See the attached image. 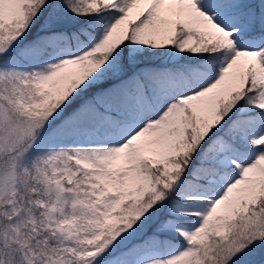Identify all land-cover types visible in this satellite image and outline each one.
<instances>
[{
  "label": "snow or ice",
  "instance_id": "1",
  "mask_svg": "<svg viewBox=\"0 0 264 264\" xmlns=\"http://www.w3.org/2000/svg\"><path fill=\"white\" fill-rule=\"evenodd\" d=\"M0 264H264V0H0Z\"/></svg>",
  "mask_w": 264,
  "mask_h": 264
}]
</instances>
